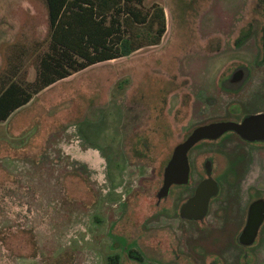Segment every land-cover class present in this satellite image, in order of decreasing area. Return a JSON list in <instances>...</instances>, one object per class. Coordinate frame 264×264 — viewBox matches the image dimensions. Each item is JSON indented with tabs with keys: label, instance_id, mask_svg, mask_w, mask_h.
<instances>
[{
	"label": "rangeland",
	"instance_id": "obj_1",
	"mask_svg": "<svg viewBox=\"0 0 264 264\" xmlns=\"http://www.w3.org/2000/svg\"><path fill=\"white\" fill-rule=\"evenodd\" d=\"M153 4L165 14L158 44L75 72L0 122V264H43L65 251L70 264H106L112 253L120 264H212L217 252L214 264H241L243 253L264 264V223L250 248L235 241L247 204L264 197V144L240 147L246 159L235 178L224 176L233 140L198 147L189 186L156 197L164 161L192 127L232 104L264 108L254 102L264 93V0H143ZM48 40L45 0H0V88L32 82ZM238 65L251 72L242 89H218ZM204 154L215 159L220 195L193 223L178 205Z\"/></svg>",
	"mask_w": 264,
	"mask_h": 264
},
{
	"label": "trees",
	"instance_id": "obj_2",
	"mask_svg": "<svg viewBox=\"0 0 264 264\" xmlns=\"http://www.w3.org/2000/svg\"><path fill=\"white\" fill-rule=\"evenodd\" d=\"M45 5L47 50L38 57L32 82L10 79L0 88V122L55 82L93 64L156 45L165 32L163 8L153 4L145 9L143 0H45ZM247 34L248 31L242 33L240 39ZM128 255L142 260L133 249ZM71 259L72 255L65 251L43 264L66 260L70 264ZM106 264H120V255L109 254Z\"/></svg>",
	"mask_w": 264,
	"mask_h": 264
},
{
	"label": "flooded vegetation",
	"instance_id": "obj_3",
	"mask_svg": "<svg viewBox=\"0 0 264 264\" xmlns=\"http://www.w3.org/2000/svg\"><path fill=\"white\" fill-rule=\"evenodd\" d=\"M250 27L251 26H247L246 27L247 29L242 32V33H244L246 31H248V34L246 36H244L243 39H240L241 36H242V33H241V31L238 30V36H237V38L235 40L236 44L242 42L245 38H247L249 36V34L251 33ZM261 48L264 51V30L262 32V37H261ZM218 49H220V47ZM261 60H262V62H264V52H263V56H262ZM250 74H251L250 69H248L247 67L242 66V65L235 66L229 72V74L227 76L221 78L220 81L218 79L217 88L220 89L221 91H225V92H228L230 94H237L242 89V87L244 86L245 82H247V80H249ZM256 96L257 97L254 96V102L255 103H259L262 99H264V93H262V94L261 93H257ZM188 103H189V98H188V100L185 98L184 100H181L179 102L177 108L183 107V106L186 107V106H188ZM262 113H264V108L259 109L256 105H254V108H252V110H242V105L232 104L230 106V108H228L226 114H223V116L218 117V118L208 119L205 122H202L200 124L195 125L186 134H184V136L181 138V140L179 142H177L176 144L180 143L185 138H187V136L192 132V130L194 128L198 127V126L206 125V124H209V123H212V122H220V121H233V122L239 123V122H241V120L244 117H246L248 115H255V114H262ZM230 140H233L234 145L231 148H227L226 149L227 150V152H226L227 154H224V155H227L226 157L228 159V161H227L228 162V166H227V169H226V170H228V172H225L224 176L230 174V176L232 175V177H234V178H235V176L237 177L239 173H241V170H242L241 168L244 167L245 159H246V155L244 154V152H242L240 147L242 148L244 145L260 146V145L264 144V140H253V141L245 140L238 133H236L234 131H226L222 135L217 137L216 139H201V140L197 141L189 149V151L187 153L188 166H189L188 182L186 184H172L170 186L169 190H168V193L164 197L158 198L157 197V193H156L157 200L160 201L161 199L167 198V196L169 195L170 190H171L172 187H184V188H186L187 186H189L190 182L192 181V177H193L192 176L193 175V164L191 162V154L196 148H198V147L202 148L203 146H205L207 144L211 145V144H216V143H221V144H224V145H230V143H228ZM213 151L215 153H219L220 152L219 150H216V148ZM203 152H205V151H203ZM171 153H172V151H171ZM171 153H170V155L167 156V159L164 161L163 169H164L167 161L169 160V158L171 156ZM214 160L215 159L213 157L211 158L209 155L204 154L203 160L200 163V165H201V173L199 174L198 181L196 182V184L194 185V187L192 188L190 193L186 196V198L183 199L181 201V203L178 205V216L182 220H186L188 222H193V223H200V222L204 221V219L206 218V216L208 215V212H209V204H210V202L213 201L214 199H216L220 195V188L221 187H220V184H219V180L217 178H215V176L213 174ZM207 172L210 173L209 176H208ZM208 177H210L212 180H214L216 182L217 187H218V191H217V193L215 195H213V196H211L209 198L206 214L203 216L202 219H194V218L183 217L180 214L181 205L184 202H186L187 199L190 198L194 194L196 186L201 181L205 180ZM162 181H163V170H162ZM161 186H162V182H161ZM160 187H159V189H160ZM258 199L264 200V197L259 196V195H255L254 198L252 197L251 200L249 201V203L247 204L246 212H245V215H244L243 226L239 230L238 234L235 237V241H236L237 245L242 247V248H250L256 242L259 230H260L261 226L264 223V219H263V221H262V223H261V225L259 227L257 236H256L254 242L251 245L243 246V245H241L238 242L237 237H238L240 231L243 229V227L245 225V222H246V219H247L248 207H249V205L252 202H254V201L258 200ZM223 211L225 212V214L230 215V211L228 212L227 209H225ZM218 253L219 252L212 254L216 258L215 260L211 261L212 264H214L215 262L216 263L218 262L217 261V259H219V254ZM244 262H247V263H244ZM240 263L241 264H248L249 263V255L243 253L240 256Z\"/></svg>",
	"mask_w": 264,
	"mask_h": 264
},
{
	"label": "water",
	"instance_id": "obj_4",
	"mask_svg": "<svg viewBox=\"0 0 264 264\" xmlns=\"http://www.w3.org/2000/svg\"><path fill=\"white\" fill-rule=\"evenodd\" d=\"M226 131H234L248 141L264 140V113L248 115L239 123L220 121L194 128L187 138L174 146L163 169L162 186L157 192V197H164L172 184H186L188 182L187 153L197 141L216 139ZM207 174L210 175L209 172ZM217 191V184L210 177L201 181L196 186L194 194L181 205L180 214L186 218L202 219L206 214L209 198L215 195ZM263 219L264 200L258 199L248 207L245 225L237 237L241 245L249 246L254 242Z\"/></svg>",
	"mask_w": 264,
	"mask_h": 264
}]
</instances>
